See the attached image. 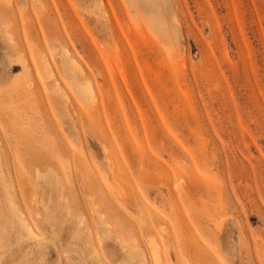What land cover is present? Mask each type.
Masks as SVG:
<instances>
[{"label":"rangeland","instance_id":"1","mask_svg":"<svg viewBox=\"0 0 264 264\" xmlns=\"http://www.w3.org/2000/svg\"><path fill=\"white\" fill-rule=\"evenodd\" d=\"M155 260L264 264V0H0V264Z\"/></svg>","mask_w":264,"mask_h":264},{"label":"bare ground","instance_id":"2","mask_svg":"<svg viewBox=\"0 0 264 264\" xmlns=\"http://www.w3.org/2000/svg\"><path fill=\"white\" fill-rule=\"evenodd\" d=\"M45 65H46V64H45ZM18 213H19V216H21L20 212H18ZM19 216H18V217H19ZM130 254H131V252H130ZM133 254H134V253H133ZM131 256L134 257L135 255L133 256V255L131 254L130 257H131ZM155 256H156V254L154 253V255H153L154 259H155ZM132 257H131V258H132ZM131 258H130V259H131ZM157 258H158V260H159L158 254H157ZM133 259H135V257H134ZM154 259H153V260H154ZM157 263H158V262H157ZM157 263H156V260H155L154 264H157Z\"/></svg>","mask_w":264,"mask_h":264}]
</instances>
